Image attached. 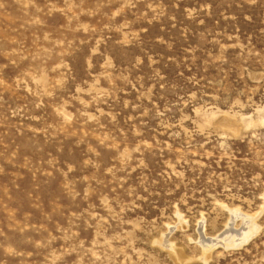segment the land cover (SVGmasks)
<instances>
[{
  "label": "rangeland",
  "instance_id": "374dc122",
  "mask_svg": "<svg viewBox=\"0 0 264 264\" xmlns=\"http://www.w3.org/2000/svg\"><path fill=\"white\" fill-rule=\"evenodd\" d=\"M0 264H264V0H0Z\"/></svg>",
  "mask_w": 264,
  "mask_h": 264
},
{
  "label": "bare ground",
  "instance_id": "6f19581e",
  "mask_svg": "<svg viewBox=\"0 0 264 264\" xmlns=\"http://www.w3.org/2000/svg\"><path fill=\"white\" fill-rule=\"evenodd\" d=\"M236 210V209H235ZM233 213V212H232ZM236 213H238V212H235V214ZM230 216H232V215H230ZM234 216L235 215H233V220L234 219H237V217L236 216H238V215H236L235 217L236 218H234ZM241 216V215H240ZM239 216V217H240ZM232 218L230 219V220H232ZM239 219H241L242 220V222H243V224H244V227H242L239 231H236L235 230V232H237L236 233V237H241L242 238V240L245 238H247V236L249 235V232H251V229H253V226H252V220H253V218L250 216V217H248V215L247 216H241V218H239ZM256 219V218H255ZM253 221H255V220H253ZM232 222V221H231ZM234 222H235V220H234ZM230 223V222H229ZM234 224V223H233ZM230 225V224H229ZM254 225V224H253ZM200 226V225H199ZM202 226V225H201ZM256 226V225H255ZM257 227V226H256ZM256 227L254 228V229H256ZM201 229H202V227H201ZM227 229H228V225H227V227H226V230L223 232V233H221L220 234V236H217V238L216 239H212V240H210L209 242H206L205 243V247H207V246H209V245H213L214 244V241L216 240V242H218L219 240H225V237H227L225 234L227 233V235H229L228 234V231L230 230H228L227 231ZM233 229V228H232ZM244 230V231H243ZM246 230V231H245ZM199 231H200V229H199ZM202 231H203V229H202ZM201 232V231H200ZM255 232V231H254ZM254 232H251V233H254ZM199 233V232H198ZM232 233H234V232H232ZM256 233V232H255ZM233 234H231V236H232ZM201 236V235H200ZM222 237H224V238H222ZM235 237V236H234ZM227 238H229V236L227 237ZM241 238L239 239V240H241ZM232 239V238H231ZM248 239V238H247ZM214 240V241H213ZM227 240V239H226ZM226 240H225V242H226ZM229 240V239H228ZM249 240V239H248ZM232 241V240H231ZM244 241V240H243ZM202 242H203V239H202ZM215 242V243H216ZM242 242V241H241ZM200 243H201V241H200ZM228 243L230 244V242L228 241ZM246 243V242H245ZM216 244H218V245H221V243H216ZM222 244H223V242H222ZM242 244V243H241ZM236 245H237V243H236ZM225 247H229V246H226V245H224ZM240 247H241V245H239ZM168 247V246H167ZM216 247V246H215ZM222 247V246H221ZM237 247V246H236ZM240 247H238V248H240ZM212 248H213V246H212ZM230 248V247H229ZM234 248V247H233ZM208 249H209V247H208ZM207 248H206V250H208ZM227 249V248H226Z\"/></svg>",
  "mask_w": 264,
  "mask_h": 264
},
{
  "label": "water",
  "instance_id": "95a60500",
  "mask_svg": "<svg viewBox=\"0 0 264 264\" xmlns=\"http://www.w3.org/2000/svg\"><path fill=\"white\" fill-rule=\"evenodd\" d=\"M205 242H209L208 240H206Z\"/></svg>",
  "mask_w": 264,
  "mask_h": 264
}]
</instances>
